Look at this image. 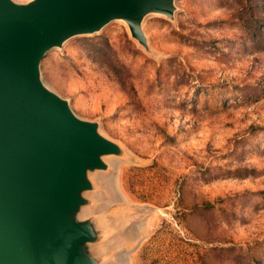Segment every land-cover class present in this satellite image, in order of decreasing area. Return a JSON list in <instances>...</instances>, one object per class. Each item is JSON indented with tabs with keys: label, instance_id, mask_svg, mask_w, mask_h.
Segmentation results:
<instances>
[{
	"label": "rangeland",
	"instance_id": "1",
	"mask_svg": "<svg viewBox=\"0 0 264 264\" xmlns=\"http://www.w3.org/2000/svg\"><path fill=\"white\" fill-rule=\"evenodd\" d=\"M174 4L145 46L119 19L68 38L41 79L121 148L114 264H264V0Z\"/></svg>",
	"mask_w": 264,
	"mask_h": 264
},
{
	"label": "water",
	"instance_id": "2",
	"mask_svg": "<svg viewBox=\"0 0 264 264\" xmlns=\"http://www.w3.org/2000/svg\"><path fill=\"white\" fill-rule=\"evenodd\" d=\"M174 0H0V264H114L119 226L102 198L120 146L47 87L40 61L112 20L146 45L149 13Z\"/></svg>",
	"mask_w": 264,
	"mask_h": 264
}]
</instances>
